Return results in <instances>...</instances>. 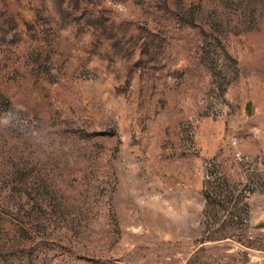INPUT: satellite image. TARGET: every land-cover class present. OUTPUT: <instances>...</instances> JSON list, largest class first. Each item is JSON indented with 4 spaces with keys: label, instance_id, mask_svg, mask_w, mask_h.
<instances>
[{
    "label": "rangeland",
    "instance_id": "rangeland-1",
    "mask_svg": "<svg viewBox=\"0 0 264 264\" xmlns=\"http://www.w3.org/2000/svg\"><path fill=\"white\" fill-rule=\"evenodd\" d=\"M138 1L0 0V264H264V0Z\"/></svg>",
    "mask_w": 264,
    "mask_h": 264
},
{
    "label": "trees",
    "instance_id": "trees-1",
    "mask_svg": "<svg viewBox=\"0 0 264 264\" xmlns=\"http://www.w3.org/2000/svg\"><path fill=\"white\" fill-rule=\"evenodd\" d=\"M146 1L147 6L151 7H158L162 10H165V12L172 14L176 19H179L180 17H185L187 15L188 11L184 9L177 10L174 5L171 3V0H139L138 2H144ZM234 0H222L223 4H226L228 6L233 4ZM195 6V2H193L191 5ZM189 6V4H187Z\"/></svg>",
    "mask_w": 264,
    "mask_h": 264
}]
</instances>
